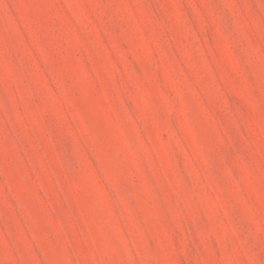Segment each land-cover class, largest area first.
I'll return each mask as SVG.
<instances>
[{"label":"rangeland","instance_id":"obj_1","mask_svg":"<svg viewBox=\"0 0 264 264\" xmlns=\"http://www.w3.org/2000/svg\"><path fill=\"white\" fill-rule=\"evenodd\" d=\"M0 264H264V0H0Z\"/></svg>","mask_w":264,"mask_h":264}]
</instances>
